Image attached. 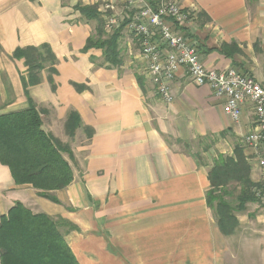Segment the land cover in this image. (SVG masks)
<instances>
[{"label":"crops","instance_id":"crops-1","mask_svg":"<svg viewBox=\"0 0 264 264\" xmlns=\"http://www.w3.org/2000/svg\"><path fill=\"white\" fill-rule=\"evenodd\" d=\"M122 1L0 0V115L23 111L32 100L43 131L64 138L73 156V181L50 192L57 203L15 185L0 164V217L18 202L69 222L76 229L64 240L78 264H264V206L247 203L235 213L234 233L224 236L205 198L214 160L237 147L251 181L263 187L255 149L264 148L243 142L255 129L252 107L244 104L234 123L224 100L192 84L182 69L171 102L161 100L123 24L103 28L105 38L118 32L111 60L99 48L82 52L97 22L76 7H95L104 26L103 6L120 15ZM174 1L194 13L185 31L206 69H235L264 88V0ZM42 45L55 58V73L41 71L27 97L26 67L12 53ZM222 46H230L228 55ZM70 113L80 127L67 140Z\"/></svg>","mask_w":264,"mask_h":264},{"label":"trees","instance_id":"trees-1","mask_svg":"<svg viewBox=\"0 0 264 264\" xmlns=\"http://www.w3.org/2000/svg\"><path fill=\"white\" fill-rule=\"evenodd\" d=\"M76 11L97 22L95 36L87 40L82 52L99 48L111 60L117 52L118 32L105 38L103 21L95 7L77 6ZM229 47L222 46L221 51L228 55ZM12 58L23 60L26 67L23 89L27 97V88L39 84L41 71L55 73V58L47 45L16 49ZM48 82L54 89L50 77ZM41 114L29 99L25 110L0 115V164L8 168L15 185L30 186L39 197L57 203L50 192L62 190L73 181L72 169L63 155L71 162L73 156L67 145L43 131ZM79 127V117L70 113L65 132L73 136ZM249 173L250 167L238 147L231 157L219 155L208 173L210 189L205 195L206 203L224 236L235 231V213L243 211L247 203L257 201L254 190L260 186L251 181ZM232 185L238 189L235 205L228 200ZM75 229L65 220L34 214L17 202L0 217V264H78L64 240L65 232Z\"/></svg>","mask_w":264,"mask_h":264},{"label":"built area","instance_id":"built-area-1","mask_svg":"<svg viewBox=\"0 0 264 264\" xmlns=\"http://www.w3.org/2000/svg\"><path fill=\"white\" fill-rule=\"evenodd\" d=\"M122 5L120 15L112 12L111 4L103 6L104 30L111 32L123 24L137 40L146 71L161 100L171 102V84L182 69L192 84L206 86L215 97L224 100L223 112L234 123L238 122L243 105L250 104L255 129L243 138V142L264 148V88L235 69L217 71L204 67L196 46L185 31L194 13L174 0H123ZM256 149V163L264 173V149ZM254 195L264 206V182L262 188L254 190Z\"/></svg>","mask_w":264,"mask_h":264},{"label":"rangeland","instance_id":"rangeland-1","mask_svg":"<svg viewBox=\"0 0 264 264\" xmlns=\"http://www.w3.org/2000/svg\"><path fill=\"white\" fill-rule=\"evenodd\" d=\"M76 130H77V129H76ZM76 130H75V131H76ZM75 131H74L73 136H69V135L65 132V129H64V132H63L62 135H64V137L66 136V137H67V140H68V139H72V138H74V136H75ZM48 135L52 136L51 134H48ZM52 137L55 138V139H57V138L54 137V136H52ZM60 139H61L62 141H61ZM60 139H57V140L60 141L63 145H64V144L67 145L68 148L70 149V147H69V143H68V144H67V143H64V142H65V141H63L64 138H63V139L60 138ZM70 151H71V150H70ZM71 153H72V152H71ZM64 157L67 158L68 161H70L69 158H68L67 156H64ZM237 190H238V189L235 190L234 185H232V186L229 187V192H231V196L228 198V200L230 201V203H231L232 205H235V204H236L235 197H236V194H237Z\"/></svg>","mask_w":264,"mask_h":264}]
</instances>
